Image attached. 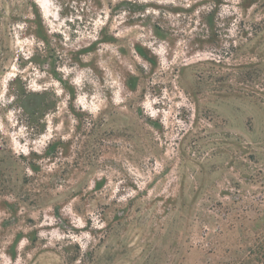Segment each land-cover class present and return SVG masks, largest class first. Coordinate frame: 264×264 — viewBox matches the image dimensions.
Segmentation results:
<instances>
[{
  "label": "rangeland",
  "instance_id": "1",
  "mask_svg": "<svg viewBox=\"0 0 264 264\" xmlns=\"http://www.w3.org/2000/svg\"><path fill=\"white\" fill-rule=\"evenodd\" d=\"M264 252V0H0V264Z\"/></svg>",
  "mask_w": 264,
  "mask_h": 264
},
{
  "label": "trees",
  "instance_id": "2",
  "mask_svg": "<svg viewBox=\"0 0 264 264\" xmlns=\"http://www.w3.org/2000/svg\"><path fill=\"white\" fill-rule=\"evenodd\" d=\"M252 252L253 251L247 253L246 259L232 261L229 264H264V252L260 261L256 257H253Z\"/></svg>",
  "mask_w": 264,
  "mask_h": 264
}]
</instances>
